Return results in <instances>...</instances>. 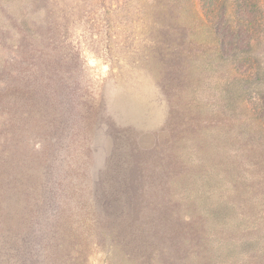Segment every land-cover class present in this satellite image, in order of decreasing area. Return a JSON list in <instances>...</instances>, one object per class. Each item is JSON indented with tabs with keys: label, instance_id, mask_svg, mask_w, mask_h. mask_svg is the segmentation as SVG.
Wrapping results in <instances>:
<instances>
[{
	"label": "trees",
	"instance_id": "1",
	"mask_svg": "<svg viewBox=\"0 0 264 264\" xmlns=\"http://www.w3.org/2000/svg\"><path fill=\"white\" fill-rule=\"evenodd\" d=\"M140 1L0 0V264H264V0ZM129 77L154 130L107 109Z\"/></svg>",
	"mask_w": 264,
	"mask_h": 264
},
{
	"label": "rangeland",
	"instance_id": "2",
	"mask_svg": "<svg viewBox=\"0 0 264 264\" xmlns=\"http://www.w3.org/2000/svg\"><path fill=\"white\" fill-rule=\"evenodd\" d=\"M107 3L110 0H105ZM146 0H141L140 3H133L136 7L133 8L136 12L140 10L141 15L147 13L148 6L143 5ZM105 2L106 5H108ZM142 2V3H141ZM186 5H189L191 0L183 1ZM101 0H87L85 4V10L87 14L89 12L97 13L101 10ZM113 5L111 9H114ZM148 8V9H147ZM138 9V10H137ZM97 10V11H96ZM146 10V12H145ZM144 17L145 14H144ZM118 28L116 33L118 34V40H116L114 46V52L119 55L122 51L120 48L123 46L120 39H122L127 33L126 28L122 25L120 18L117 19ZM92 22H85V17L79 20L74 28L77 31H82L85 28L95 29L94 25L90 26ZM147 20H143V28L146 27ZM97 24V22H96ZM100 29V26H99ZM125 29V30H124ZM76 31V32H77ZM95 31V30H94ZM101 28L94 33H97V37H90L89 31L85 33V38L82 40V47L84 48V57L86 64L91 70L95 78H101L109 74V61L105 58L104 54V35ZM77 32V33H78ZM115 71V68L113 69ZM126 81H113L107 87L106 91V104L109 113L122 124L131 123L137 127L145 130H154L163 122L166 116L165 107L159 101V93L155 85L150 82L142 81L138 86L134 87L131 81L135 79L133 77L126 78ZM136 81V80H135ZM140 82V81H139ZM132 83V84H130ZM105 138L101 133L96 137V161L98 166H102L104 160L103 144ZM106 152V150H105ZM94 264H98L94 261Z\"/></svg>",
	"mask_w": 264,
	"mask_h": 264
}]
</instances>
